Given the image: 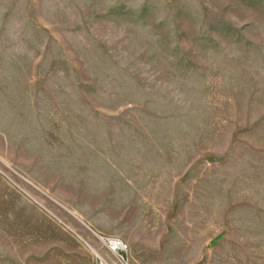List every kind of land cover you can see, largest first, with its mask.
<instances>
[{
	"label": "rangeland",
	"instance_id": "1",
	"mask_svg": "<svg viewBox=\"0 0 264 264\" xmlns=\"http://www.w3.org/2000/svg\"><path fill=\"white\" fill-rule=\"evenodd\" d=\"M101 262L264 264V0H0V264Z\"/></svg>",
	"mask_w": 264,
	"mask_h": 264
},
{
	"label": "built area",
	"instance_id": "2",
	"mask_svg": "<svg viewBox=\"0 0 264 264\" xmlns=\"http://www.w3.org/2000/svg\"><path fill=\"white\" fill-rule=\"evenodd\" d=\"M107 242L109 244V248L114 251L115 253H125L127 252L128 246L124 241L120 239H107ZM101 264H107L104 262H101Z\"/></svg>",
	"mask_w": 264,
	"mask_h": 264
},
{
	"label": "bare ground",
	"instance_id": "3",
	"mask_svg": "<svg viewBox=\"0 0 264 264\" xmlns=\"http://www.w3.org/2000/svg\"><path fill=\"white\" fill-rule=\"evenodd\" d=\"M93 249V248H92ZM96 253V252H95ZM97 254V253H96Z\"/></svg>",
	"mask_w": 264,
	"mask_h": 264
}]
</instances>
